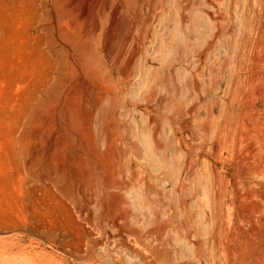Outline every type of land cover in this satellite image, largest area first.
<instances>
[{"label": "rangeland", "instance_id": "374dc122", "mask_svg": "<svg viewBox=\"0 0 264 264\" xmlns=\"http://www.w3.org/2000/svg\"><path fill=\"white\" fill-rule=\"evenodd\" d=\"M184 1L0 0V264H264V0Z\"/></svg>", "mask_w": 264, "mask_h": 264}, {"label": "bare ground", "instance_id": "6f19581e", "mask_svg": "<svg viewBox=\"0 0 264 264\" xmlns=\"http://www.w3.org/2000/svg\"><path fill=\"white\" fill-rule=\"evenodd\" d=\"M186 2V0L184 1ZM1 5H4L3 2L0 3ZM191 3L189 2V6ZM107 8L109 9V5H107ZM183 12V8H180ZM29 10V16L28 17V28L29 29H35L39 26H42V30L44 31V37L43 39L41 36L35 31L34 33L30 34L29 37V43L27 44V56L26 61H29L30 67H34L42 65L43 62L50 59V55L57 56L60 58L62 62H64L68 66H72V63L69 62L68 55L65 54L63 51H61L53 37V31L52 28L48 26V12L44 11L41 8V5H38L36 2L32 3L30 2V7H28ZM119 14V13H115ZM188 19L186 16L182 13L179 20L174 23V31L172 32L170 43L173 45V47L181 40L180 38L189 39L192 34V26L191 23H187ZM1 25V20H0ZM2 26V25H1ZM59 32L61 33V30L59 29ZM65 43H67L74 55V63L75 66L80 70L83 77L89 82V85H92V82L96 83L97 87H102L103 85L111 84L112 78L108 74V72H105L104 70L98 69L99 65V59L97 55L94 52V49L91 47V41H93L92 36L86 39L81 40L80 42V49L75 46L74 38L71 39H64V36L62 37ZM70 38V37H69ZM1 41V39H0ZM79 44V42H78ZM45 47H49L48 51L45 49ZM20 52V50H19ZM14 54V52H11ZM1 55L8 54V51L3 49L0 50ZM18 59H21V57H18ZM10 70H7L9 74L13 73L15 76V72L13 69L9 68ZM21 72V71H19ZM4 73V72H3ZM19 75V74H17ZM146 76H149L147 81L150 83L151 86L156 84L155 79L151 78V73L149 72ZM2 78V75L0 74V79ZM92 81V82H91ZM152 137H154V134H152ZM153 149L156 151V154L158 155L159 159L162 161H165V149L159 145L157 141H154L152 144ZM172 163L173 160L169 159ZM175 164V163H174Z\"/></svg>", "mask_w": 264, "mask_h": 264}]
</instances>
